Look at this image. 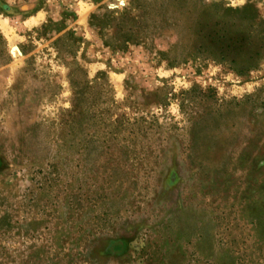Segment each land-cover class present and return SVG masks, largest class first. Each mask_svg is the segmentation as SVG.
Listing matches in <instances>:
<instances>
[{
	"label": "rangeland",
	"instance_id": "rangeland-1",
	"mask_svg": "<svg viewBox=\"0 0 264 264\" xmlns=\"http://www.w3.org/2000/svg\"><path fill=\"white\" fill-rule=\"evenodd\" d=\"M0 264H264V0H0Z\"/></svg>",
	"mask_w": 264,
	"mask_h": 264
},
{
	"label": "trees",
	"instance_id": "trees-1",
	"mask_svg": "<svg viewBox=\"0 0 264 264\" xmlns=\"http://www.w3.org/2000/svg\"><path fill=\"white\" fill-rule=\"evenodd\" d=\"M122 249V244H116L111 247L113 253H121Z\"/></svg>",
	"mask_w": 264,
	"mask_h": 264
}]
</instances>
